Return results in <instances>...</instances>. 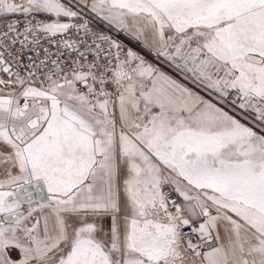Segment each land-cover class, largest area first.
<instances>
[{"label":"snow or ice","instance_id":"1","mask_svg":"<svg viewBox=\"0 0 264 264\" xmlns=\"http://www.w3.org/2000/svg\"><path fill=\"white\" fill-rule=\"evenodd\" d=\"M0 18V264H264V0Z\"/></svg>","mask_w":264,"mask_h":264},{"label":"built area","instance_id":"2","mask_svg":"<svg viewBox=\"0 0 264 264\" xmlns=\"http://www.w3.org/2000/svg\"><path fill=\"white\" fill-rule=\"evenodd\" d=\"M4 19L5 18H0V23H3ZM96 24H97L99 29L104 30V31H108L109 34L112 35L114 38L121 40L124 44H126L129 47H133L134 50L139 52L145 58H149V59H152V60L156 61L154 59V57L146 49L142 48L139 44L130 41L123 33H117L114 30L109 31V29H107L103 24H100L99 21H96ZM166 191H168V189ZM173 195H175V194H173Z\"/></svg>","mask_w":264,"mask_h":264},{"label":"crops","instance_id":"3","mask_svg":"<svg viewBox=\"0 0 264 264\" xmlns=\"http://www.w3.org/2000/svg\"><path fill=\"white\" fill-rule=\"evenodd\" d=\"M147 60H149L150 62H152V63H157L156 61H154V60H151V59H147ZM159 66L164 70V71H166V72H168L169 74H171V75H175V74H173L172 72H170L169 70H167L165 67H163L161 64H159ZM191 86V85H190ZM167 189H165V191H166Z\"/></svg>","mask_w":264,"mask_h":264},{"label":"rangeland","instance_id":"4","mask_svg":"<svg viewBox=\"0 0 264 264\" xmlns=\"http://www.w3.org/2000/svg\"><path fill=\"white\" fill-rule=\"evenodd\" d=\"M145 59H149V58H145ZM152 60V59H151ZM157 62V61H156ZM158 63V62H157ZM163 67H165L167 70H169L170 72H172L173 74H175V72H173L170 68L164 66L163 64H161Z\"/></svg>","mask_w":264,"mask_h":264}]
</instances>
